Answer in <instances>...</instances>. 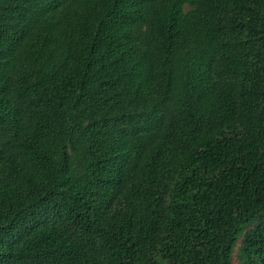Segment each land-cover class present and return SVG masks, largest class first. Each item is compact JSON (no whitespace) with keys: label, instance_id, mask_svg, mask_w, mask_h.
Instances as JSON below:
<instances>
[{"label":"trees","instance_id":"1","mask_svg":"<svg viewBox=\"0 0 264 264\" xmlns=\"http://www.w3.org/2000/svg\"><path fill=\"white\" fill-rule=\"evenodd\" d=\"M234 251L264 264V0H0V264Z\"/></svg>","mask_w":264,"mask_h":264},{"label":"rangeland","instance_id":"2","mask_svg":"<svg viewBox=\"0 0 264 264\" xmlns=\"http://www.w3.org/2000/svg\"><path fill=\"white\" fill-rule=\"evenodd\" d=\"M236 263L237 261H235V251H234V253L232 254V264H236Z\"/></svg>","mask_w":264,"mask_h":264}]
</instances>
